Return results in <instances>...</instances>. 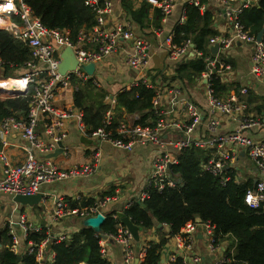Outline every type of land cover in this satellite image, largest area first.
I'll list each match as a JSON object with an SVG mask.
<instances>
[{"label": "built area", "instance_id": "1", "mask_svg": "<svg viewBox=\"0 0 264 264\" xmlns=\"http://www.w3.org/2000/svg\"><path fill=\"white\" fill-rule=\"evenodd\" d=\"M152 1L163 17L171 12L175 2ZM217 2L229 19L231 30L227 34L210 36L207 52L196 49L190 39L180 44L175 43L173 33L166 34L162 40L169 59L176 65L193 58L203 61V70L193 78L205 93L207 104L202 111L179 87H169L167 82H160V86L152 88L149 78L144 74L150 59V44L145 38L136 35L128 23L110 22L113 14L112 0H83L84 5L93 12L94 22L88 27H81L75 39H70L66 30L44 25L23 0H0V29L7 30L15 39L21 41L29 52V59L20 67L24 71L19 75L4 76L5 62L0 58V96L30 97L25 116L10 115L0 120V134L18 133L27 144L26 156L19 163H13L6 150L0 147V194H7L11 198L17 193L35 194L40 192L44 184L88 177L97 169L101 159V150L98 148L94 149L89 161L68 167L58 166L48 155L56 149L57 142L66 136L63 126L67 118L75 117L79 126H84L80 111L73 107L56 106L58 90L67 87L77 89L88 80L98 87L99 82L93 78V74L105 57L121 50L127 66L137 71L136 79L126 84L124 89L143 84L154 91L151 99L154 121L140 123L137 119L118 120L115 129L108 128L112 124L115 99L105 95L104 99H107L109 106L104 111L102 126L86 132L91 138L107 141L126 151H130L136 144L154 147L148 174L137 193L122 200L119 190L116 189L114 194L97 197L85 205L80 204L78 196L74 197L77 201L73 206L58 197L52 208L47 209L48 226L32 223L26 212H21L17 219L9 217L2 223V228L8 237L6 246L10 251L18 255L33 256L38 264H52L55 252L51 244L69 240L80 228V224L58 232H53L50 226L63 219L73 218L78 221L80 218L101 213L105 219L109 216L116 220L115 231L94 232L98 237L101 256L110 264H116L108 255L107 246L112 244L120 250V262L117 264H143L149 241L159 236L156 237L157 232L153 228H139L140 238L137 244L120 221L118 212H124L134 201L144 202L149 197L151 188L160 192L165 187H179L182 180L171 173V166L178 162L179 153L186 148L209 150L206 158L200 161V168L216 177L221 185H225L230 179L237 182L247 179L234 172L238 149L244 150L252 164L249 170L253 184L246 187L243 200L256 211L264 206V136L254 135L257 130L264 133V113H249V104L244 97L247 87H240L237 91H229L222 96L214 85L217 79L219 82L228 80L230 65L226 57L228 50L236 42L250 45L251 73L259 79L264 77V32L261 39L257 40L256 34L241 21L243 10L252 2L257 4L258 0ZM189 3L197 6L201 12L205 11V3L201 0H190ZM9 4L11 8L7 7ZM183 20L184 11L179 23ZM157 32L161 33V30ZM215 43L218 44V49L212 52L211 46ZM65 46L72 48L77 64L73 70L61 74L58 63ZM90 62L95 65L91 75L80 66ZM12 78L22 79L23 86L19 90L12 88L11 93L1 91L5 80ZM163 90H167L166 99ZM203 117L206 120V133L201 134L199 125ZM224 117H238L239 122L233 129L221 131L219 119ZM41 120H44L43 134L37 130ZM82 131L85 133L84 129ZM64 151L65 145L62 152ZM44 199L45 197L42 201ZM161 225L166 241L161 253L163 262L160 260L157 264H202L204 259L198 248V235L204 239L208 250H218L211 264L235 263V240L231 238L229 249L220 253L216 227L209 219L188 220L179 231L172 234H169L167 224Z\"/></svg>", "mask_w": 264, "mask_h": 264}, {"label": "trees", "instance_id": "2", "mask_svg": "<svg viewBox=\"0 0 264 264\" xmlns=\"http://www.w3.org/2000/svg\"><path fill=\"white\" fill-rule=\"evenodd\" d=\"M23 1L44 25L66 30L70 39H75L81 27H88L94 22V14L83 0ZM147 4L145 2L143 5ZM155 10L156 15L161 14L157 7ZM241 21L256 34L264 23V0L245 8ZM173 34L175 43L190 39L196 49L207 52L208 38L218 32L213 27L210 11L206 9L201 12L197 6L187 3L184 6V20L175 25ZM0 58L5 62L3 75L9 76L11 70L20 68L29 59V52L21 41L7 30L0 29ZM203 68L201 59H190L176 66L174 77L193 80ZM217 80L214 81L216 85L219 83ZM218 88L224 89L223 86ZM153 94L152 88L143 84L124 89L116 94V107L128 113H138L137 122H148L147 118L153 117ZM104 96V91L94 87L90 80L74 94V104L83 111L82 119L87 132L102 126L103 112L107 108L103 103ZM29 102L30 97L23 95L0 98V119L10 115L25 116ZM260 109L264 110V106ZM203 155L204 151L199 148L183 149L178 155V162L171 166V173L178 176L182 184L179 187H165L160 192L151 188L149 197L144 200V207L134 201L124 209L140 229L153 228L159 233L157 239L149 241L142 263L157 264L160 261L166 238L162 226L157 227L158 222L167 224L169 234H172L199 215L202 220L209 219L215 225L218 241L226 235L235 240V263L231 264H264V206L256 211L243 200L244 191L253 184V179L243 182L230 179L221 185L216 177L201 170ZM91 202L80 201V204ZM115 226L116 220L109 216L102 223L103 231H115ZM1 234L0 264H38L33 256L10 251L6 246L8 237L4 228ZM51 247L55 252L52 264H110L101 256L98 237L89 227L80 226L69 240L54 242Z\"/></svg>", "mask_w": 264, "mask_h": 264}, {"label": "crops", "instance_id": "3", "mask_svg": "<svg viewBox=\"0 0 264 264\" xmlns=\"http://www.w3.org/2000/svg\"><path fill=\"white\" fill-rule=\"evenodd\" d=\"M189 1L175 0L171 12L163 17L161 14L156 15L155 4L152 0H112L113 14L110 22L128 23L136 35L145 38L149 42L150 59L144 74L149 78L153 89L160 86V82H167L169 87H179L184 95L196 102L204 111L207 103L203 88L194 79L182 80L174 77L177 65L169 59L165 47L162 46L163 38L166 34L173 33L175 25L179 23V19L182 16L184 6ZM201 1L205 3V10L207 9L212 13L213 27L218 34L229 33L231 30L229 19L223 14L222 6L217 0ZM145 2H148V4L143 5ZM157 30H161V33H158ZM250 55V45L240 42L234 43L228 50L226 57V61L230 65L228 80L219 82L218 79V85L215 83L214 85L218 94L222 96H225L229 91H237L240 87H247V94L244 97L249 104V113L254 115L264 113V110L260 109V107L264 106V77L259 79L252 75ZM136 77L137 71L127 66L121 50L105 57L97 66L93 74V78L99 82V86L96 88L104 91L107 97L115 99L112 124L107 126L108 128L115 129L118 120L133 121L138 119V113H128L116 107V94L123 91L125 85L132 82ZM86 83H82L77 89L71 87L60 88L55 97L56 106L73 107L83 115L82 109L74 104V94ZM220 86H223L224 89L218 88ZM163 93L164 99H166L168 97L167 90H163ZM0 97L3 99L12 96L3 95ZM106 100L103 98V103L108 107L109 104ZM154 119V116H150L147 121H154ZM44 120L40 121L37 128L41 134L44 133ZM238 122V117L220 118L219 130L233 129ZM205 124L206 120L203 117L199 125L201 134L206 133ZM82 129H84L85 133ZM63 130L66 132V136L62 138L66 151L50 157L51 160L60 167H68L75 163H85L91 159L94 149L98 148L101 150V159L97 169L88 177L71 178L42 185L40 191L44 193L45 199L39 202L37 206L16 204L9 195L0 194V230L2 229V223L7 218L17 219L21 212H26L32 223L48 226L47 209L52 208L54 200L58 197L72 205L74 201H77L74 200V197L78 196L80 197L79 201L89 202L103 195L114 194L116 189L119 190V196L122 200L128 199L137 193L140 184L149 171L154 151L152 145L136 144L130 151L116 148L107 141L97 140L88 136L85 124L84 126H79L75 117H69L64 121ZM254 135L255 137H263L264 133L257 130ZM26 146L25 140L18 133L0 134V147L6 150L13 163H19L24 160ZM200 150L204 151L203 159L206 158L209 150ZM251 167L252 164L246 152L238 149V155L234 162V172H238L242 177L249 179L251 178ZM16 206L17 208H15ZM75 225H78L77 220L67 218L59 221L54 226L51 225L50 229L53 232L66 231L74 228ZM158 236L159 233L157 232L156 237ZM2 239L1 234L0 242ZM231 240L227 235L219 240L220 253L225 249H229ZM197 243L204 259L203 263L209 262L211 264L218 250H208L205 247L204 239L200 235H198ZM107 247L109 257L116 264L120 262L119 248L112 244ZM161 258H164L163 255ZM80 264L86 263L82 262Z\"/></svg>", "mask_w": 264, "mask_h": 264}, {"label": "water", "instance_id": "4", "mask_svg": "<svg viewBox=\"0 0 264 264\" xmlns=\"http://www.w3.org/2000/svg\"><path fill=\"white\" fill-rule=\"evenodd\" d=\"M251 5H254L252 2ZM264 32V25L260 28V30L256 33V39L260 40ZM218 49V44L215 43L211 46V51L216 52ZM60 61L58 63V71L63 74L67 70H73L76 67L77 60L76 57L73 53V50L70 46H65L63 50L60 53ZM83 70H85L89 75H91L94 71L95 65L94 63L90 62L88 64H82L80 65ZM12 88L11 87H3L1 88V91L11 93ZM17 92V91H15ZM63 142L59 141L57 142V147L56 149L50 153L48 156L49 157H54L57 154L61 153L63 151ZM44 193L43 192H37L35 194H14L12 196V201L15 203L21 204V205H28V206H34L38 205L39 202L42 201V198H44ZM141 206H145L144 202H138ZM118 216L120 221L127 227V229L130 231L134 241L138 244L139 241V227L136 225L126 214L125 212H118ZM105 217L101 213H97L95 215H90L84 218H80L78 220V223L80 226H85L91 228L94 232H99L103 233L102 229V223L104 221ZM196 221L202 220L199 215L195 216ZM161 223H157V227H161ZM0 240H1V230H0ZM1 247V243H0ZM138 247L136 246V250ZM161 262H163V258H161ZM203 264H210L209 262H204Z\"/></svg>", "mask_w": 264, "mask_h": 264}, {"label": "bare ground", "instance_id": "5", "mask_svg": "<svg viewBox=\"0 0 264 264\" xmlns=\"http://www.w3.org/2000/svg\"><path fill=\"white\" fill-rule=\"evenodd\" d=\"M23 80L19 78H12L5 80V82L1 85L2 87H11L13 89H20L23 86Z\"/></svg>", "mask_w": 264, "mask_h": 264}, {"label": "rangeland", "instance_id": "6", "mask_svg": "<svg viewBox=\"0 0 264 264\" xmlns=\"http://www.w3.org/2000/svg\"><path fill=\"white\" fill-rule=\"evenodd\" d=\"M193 59H198V58H193ZM22 71H23V69H21V68H18V69H13V70H11V74H13V76L14 75H19V74H21L22 73ZM37 206V205H36Z\"/></svg>", "mask_w": 264, "mask_h": 264}, {"label": "snow or ice", "instance_id": "7", "mask_svg": "<svg viewBox=\"0 0 264 264\" xmlns=\"http://www.w3.org/2000/svg\"><path fill=\"white\" fill-rule=\"evenodd\" d=\"M7 7H8V8H11V4H9Z\"/></svg>", "mask_w": 264, "mask_h": 264}]
</instances>
